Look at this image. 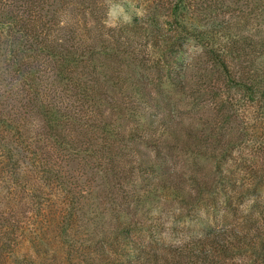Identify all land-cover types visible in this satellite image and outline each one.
I'll use <instances>...</instances> for the list:
<instances>
[{
  "label": "rangeland",
  "instance_id": "rangeland-1",
  "mask_svg": "<svg viewBox=\"0 0 264 264\" xmlns=\"http://www.w3.org/2000/svg\"><path fill=\"white\" fill-rule=\"evenodd\" d=\"M207 1L210 0H187L183 25L188 29L211 33L203 35L201 39L195 35L185 37L170 52L153 48L151 43H145L142 35L121 38L115 32L119 26L135 21L142 27L151 25L153 17L158 21L154 26L166 29L167 20H171L168 18L169 11L163 7L168 6L170 0H64V4L58 6L57 25L51 33V39L57 41L64 34L67 37V34L75 31L81 38L91 37L118 54V57L107 59L109 57L104 56L100 45H97L101 56L95 62L96 70H92V67L86 70L89 73L86 81L96 79L97 82L93 84L99 86L93 88L96 93L94 96H97L94 107L73 97V93L65 91V85L54 79L52 74L55 67L53 69L51 60L43 56L32 60L33 64L38 65L42 87L48 88V99L52 101L56 97L58 102L69 104L80 118L89 120L93 113L95 116L100 114L99 111H107L109 105L103 99L109 98L119 108L128 103V106L140 109L139 114L145 113L143 117L139 115V118H133L127 113L120 116L108 110L110 119L120 123L118 130L130 138V142L134 140H131L133 137H130L129 131L134 129L128 128H144L149 118L167 122L168 130L171 131L161 134L162 126L158 127L152 141L138 139L130 146L131 151H123L122 154L126 153V156L117 159L121 158L119 162L122 167L117 168L119 172L128 169V159L138 160V166H141L144 165L143 160L152 164L158 157L162 166L156 174L164 175V180L156 178V175H148L144 181L136 179L133 187L128 188L130 192H141L139 195H142L143 187L159 190L151 198L143 195L140 205L131 203L134 209L129 211V218L134 220H118L114 213L110 214L109 203L112 200L109 201L107 196L118 186L113 181L103 183L104 172L96 169V164L101 160L89 159L81 152L71 162L64 155L58 157L49 148L45 149L44 155L40 153L39 156L30 157L24 146L15 145L10 134L4 133L12 127L11 122L19 126L22 134L30 129L44 136L45 128L38 115L27 120L17 118L12 121L11 109L25 106L26 103L25 81L10 70L2 72L0 100L4 109L2 107L0 112L2 115L11 113L6 117L9 122L1 124L6 125V129L0 130V152H6L4 155L8 159L14 156L13 160L18 164L14 172L10 167H16L14 163L6 167L7 162L0 154V167L6 170L4 173L0 170V233L7 223L14 222L18 229L9 235L8 239L14 242L13 247L0 253V264H75L78 262L77 257L84 253L96 258L100 240H111L125 225L137 228L134 234L138 242L147 239L146 242L153 243L157 250L183 242L191 245L194 237L208 230L233 229V235L229 238V248L233 254L230 258L211 250L217 254L220 264H261L259 256L250 255L246 246L255 240L264 242V227H259L264 219V102L252 103L246 100L245 92L232 87L228 81L230 76L213 62L210 51L221 50L236 80L244 81L251 76L255 78L262 75V51L254 52L244 46H237L241 48L240 51L233 48L225 51V48L229 42L227 36L230 35L238 37V40L241 37L253 41L264 38V0H221L224 7L215 13L206 10ZM123 43L129 46L128 55L120 53ZM159 76L180 81L182 87L175 89L167 79L159 84ZM80 78L84 79V76ZM135 79L144 87H148L149 81L153 82L149 88L153 98L150 106L131 100L135 92L129 80ZM70 88L72 86L68 85L67 89ZM236 98L240 103H236L234 109L228 102H234ZM219 104L224 109L220 111L222 115L231 118L223 126L220 123L221 114L217 110ZM23 112L24 109L21 115ZM87 134L86 129L77 127L68 132V136L75 138L79 144L85 141L84 136ZM47 144L52 146L51 142ZM14 148L17 151L13 152ZM77 148L83 150L79 146ZM223 148L227 150L226 153L231 151L228 163L222 165L219 159ZM43 163L73 172L80 178L79 188H75L74 192L78 207H74L73 216L69 214L67 219H64V215L69 213L71 205H66L61 194L63 189L56 193L55 188L51 189L52 183H48V186L41 174L34 173L37 169L42 170ZM91 168L94 174L90 173ZM215 168L222 173V180ZM188 175H195L206 182L199 194L192 186H185L184 190L178 188L180 181ZM85 180L89 181V186L83 183ZM28 189L36 192L37 197L43 196L45 203L28 196ZM52 192L54 202L51 203V212L39 213L40 203L48 202L44 195L50 196ZM181 198L186 202L180 206L178 200ZM257 209L262 211V215L255 211ZM253 221L257 223L252 225ZM57 227L63 229V237L59 239L54 232ZM246 232L250 235H246ZM87 234L91 237L88 242L84 241ZM237 238L248 244L244 246L247 252L242 251L243 248L242 252L234 249ZM91 241L96 247L93 245L88 253L87 247L91 246ZM67 244L73 245L68 255L65 248ZM7 252L10 255L4 260Z\"/></svg>",
  "mask_w": 264,
  "mask_h": 264
},
{
  "label": "trees",
  "instance_id": "trees-1",
  "mask_svg": "<svg viewBox=\"0 0 264 264\" xmlns=\"http://www.w3.org/2000/svg\"><path fill=\"white\" fill-rule=\"evenodd\" d=\"M63 1L64 0H0V63L2 64L0 67L2 69L0 70V75H2V72L5 73L10 70L16 74L19 79L25 81L24 92L26 103L25 106L16 108L19 109V111L11 109L13 114L12 121L17 118L27 120L38 115V117L44 122L43 126L45 128V132L43 136L42 133L39 134L36 131L35 133L28 129L26 133L22 134L19 126L14 124L15 122H11L12 127L5 131L6 125L2 126L1 124H7L6 122H9L7 118L10 116L9 113H11V111L7 114L4 113V115L1 114V109L3 107L1 100L0 130L2 128L5 131L4 133L8 132L15 145L21 147L24 146L25 152H27L30 157L39 156L40 153L43 154L46 152V148H49L53 149L54 151L52 152L58 157L64 155V157L70 159L69 161L71 162L75 161L74 158L79 156L81 152L89 159H95V161L101 160V162L96 164V169L103 170V183L113 181L114 184L118 186L117 190L111 191L109 193L110 195L107 196L109 201L112 200L109 203L110 214L113 215L114 213L118 220H134L132 217L129 218V216H131L129 211L134 209V206H130L131 203L140 205L142 203V197L144 198V196H146V198H151L152 195L157 193L156 191L159 190H156L154 187H143L141 188V190L143 189L142 195H139L141 192H130L128 188L135 183L136 179L140 178L144 181L148 175H156V178L164 180V175L157 176L156 174L157 170L162 168V166L158 157L153 160L152 164L143 160L142 162L144 165L141 166H138V160L128 159V169H123L119 172L117 171V168L119 166L120 168L122 167L119 162L121 158H119V160L117 159L118 157L126 156V153L131 151L130 146L138 139H147L152 141L153 135L158 127L162 126L161 134H166L171 130H168L166 121H156L149 118L146 121L147 124L144 128H139L140 126L136 128H128L134 129L129 131L130 137H133L131 140H134L130 142V138H126L124 133H121L118 130L120 123H117L116 120L112 121L110 119L108 110L111 111V114L118 113L120 116H123L127 113V115L133 118H139V115L143 117L145 114H139L140 109L128 106V103H125L123 107L121 106V108H119L112 103L110 98L109 100L103 99L109 105L107 107V111H99L100 114L95 116L93 113L92 117L89 120H86L80 118L75 110H72V107L69 106V104H62L61 102H58L56 97L52 101L51 99H48V88L47 86L42 87L41 85L38 65L32 63V60L39 58L40 56L51 60L53 69L55 67V72L52 75L58 83L65 85V91L73 93V97L80 99L84 103H88L90 107H94L97 101V96H94L96 95L95 89L93 90L94 87H99L97 84H93L97 82V80L94 79L91 80V82L86 81V75L89 76V73L87 74L86 70L89 69V67H92V70H96L95 62H97L98 57L101 56V52L97 49V45L99 43L93 41L91 37L83 39L75 31H71L70 34H67V37H65L66 35L64 34L62 37L65 38H58L59 40L57 41L51 39V33L57 25L56 17L58 14V6L64 4ZM186 1L187 0H170L168 6L161 4L164 6V10L169 11L168 18L171 21L167 20L165 24V26H168L166 28L167 30L165 28H160L159 26L158 28L154 26L157 19L153 17L150 21L153 24L148 26L142 27L140 24H137L136 21L132 24L119 26L115 30L117 37H135L137 35H142L145 39V43H151L153 48L166 49L170 52L173 51V48H176L175 45H177L180 40L183 41L185 37L191 38V36L195 35L196 38L201 39L203 35L211 32H199L195 29H188L183 25L184 12L186 11ZM205 4L206 10H209L211 13H215L224 7V3L221 0H210L205 2ZM227 37H229V42L227 43L225 51H229L232 48L234 50L238 49L237 46H244L246 48L253 49L254 52L260 50L264 53V38L253 41V39L242 37L238 40V37L233 35ZM124 42H126V39ZM99 45L104 56L106 55V57H109L107 59L112 58V56L118 57V54L114 49L111 50L103 46V44ZM123 45L124 46L122 47V50H120V53L122 55H128L129 46L126 45V43H123ZM240 49L241 48H239L238 51H240ZM220 51V49L219 51L211 50L210 55L214 60L213 62H215L225 74L230 76L228 79L229 84L232 85V87L241 89V92H245L246 100H250V102L255 104L260 101L264 102V73L260 76H256L255 78L254 76H251L246 78L244 81L236 80L232 77L228 65L223 59ZM100 66L104 67L102 64H100ZM94 72H91V75H94ZM82 76H84V79L80 78ZM159 77V84H161L162 80L167 79L169 85L175 89L182 87V82L174 79L172 80L169 76L167 78H163L161 76ZM129 81L131 89L135 92L134 98L131 100H136L137 102H142L143 104L147 103V106H150L153 98L151 96V89L149 88L150 84L153 82L149 81L148 87H144L138 79ZM68 85L72 86L70 90L67 89ZM239 100L241 99L239 98ZM237 101L238 99L236 98L234 102L231 101L228 102V104L235 109L236 103H240V101ZM22 109H24V112L21 115ZM217 110L219 114H221V126L226 125L231 118L222 115L223 113L220 111H224V109L221 104H219ZM105 116L108 117L105 118ZM100 118H104V120L101 121ZM153 126H155V128ZM76 127L86 129L88 132V134L84 136V138H86L84 139L85 141L80 142V144L78 141V143L75 141V138L68 136V132H72ZM49 142H51L50 145L52 146L47 144ZM1 143L2 139L0 138V147ZM99 144L101 145L96 146ZM77 146H79L80 150L81 148L83 150L79 151ZM227 147L228 146H226V148ZM115 149H117V151H115ZM15 151H17L16 148L13 149V152ZM123 151L126 152L125 155L122 154ZM221 151V157L219 160H221L222 165L225 163L227 164L230 158L229 155L231 149L227 153L225 148ZM0 154L3 155L5 161L7 162L6 167L11 163H14L16 167H10L14 172H16L18 162L15 161V159L13 160L14 156L9 157L8 159L4 155L6 152H0ZM42 166V170L37 169L34 173L41 174V177L43 176L45 178V184L52 183L53 187L51 186V189L55 188V190H57L56 193L63 189V193L61 194L64 196L66 205L68 203L71 205V209H69V213L64 215V219H67V215L69 214L73 216L72 210L74 207H78L74 192L75 188H79L77 186L80 185L78 183H81L80 178H77L73 172L62 171L61 169L47 166V163H43ZM215 169L219 173V177H221L220 179L222 180V173L219 172L217 168ZM0 170L2 173L6 171L2 167H0ZM89 171L92 174L95 172L92 168L89 169ZM83 183L88 186L90 185L88 180L83 181ZM204 185H206L204 180H200L195 175H188L185 179L180 181L178 188H182V190H184L185 186H192L199 194L201 189H204ZM48 186H50V184H48ZM149 186L150 184L148 187ZM30 191L31 190L29 189L26 191L29 193L28 196L35 198V200H43L45 203V198L43 196L37 197L36 192L31 191L30 193ZM52 194L53 192L50 196H47L46 194L44 195L46 196V202H48L47 204L40 203L41 206L38 211L39 213H45L46 211L51 212V203L54 202V198L51 196ZM178 202L181 206L184 205L186 201L184 198H181ZM257 207L261 208L260 206ZM255 211H257L259 215H262V211H259V209ZM34 216H31V218H34ZM255 222L256 221H253L251 224L253 225ZM261 222L263 223L260 224L259 227L263 228L264 219L261 220ZM131 227V225H125L123 228L118 230L116 235H113L114 238L112 237L111 240H108L107 242L100 240L101 242L97 244L99 245V248L95 252L98 254L96 258H92V255H85L84 253L77 257L78 262L75 264H220V260L214 252L218 253V255L219 253L223 254V257L233 255L232 249L229 248V238L233 235V229L222 231L208 230L206 233H203L198 237H194V242L191 241V245L183 242L180 245L165 246L164 249L159 248V250H157L153 243H149L150 241L146 242L147 239L140 240V242H138V237L134 234L137 228ZM16 229H18V227L14 222L11 224L7 223V225L4 226V229L1 231L2 233H0V253L4 250L8 251L13 247L14 242L12 243L8 237ZM56 229L57 230L54 231L55 237L58 239L59 237H63V229L61 227L60 230L59 227ZM245 234L250 235L248 232ZM255 237L257 238L258 236ZM89 239H91V237L87 234L84 241L88 242ZM237 239L238 243L234 245V249L240 252L245 251L244 246L248 244L241 241L240 238ZM89 244L91 246L87 247L89 249L88 253L91 252L90 248L93 245L96 247L92 241ZM72 247L73 245H66L65 248L67 249V255L71 252ZM246 247L248 248L247 251H249L248 253L250 255L253 254L259 256L261 264H264V242H259L257 240L251 241ZM241 248H243L242 251ZM7 253V256L3 257L4 260L8 258V255H10L9 252Z\"/></svg>",
  "mask_w": 264,
  "mask_h": 264
}]
</instances>
